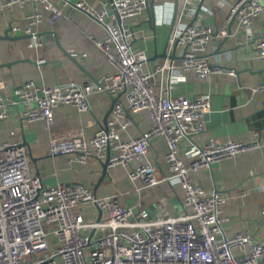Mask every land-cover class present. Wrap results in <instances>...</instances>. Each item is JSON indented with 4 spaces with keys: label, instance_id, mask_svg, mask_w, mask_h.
<instances>
[{
    "label": "built area",
    "instance_id": "2783aa9c",
    "mask_svg": "<svg viewBox=\"0 0 264 264\" xmlns=\"http://www.w3.org/2000/svg\"><path fill=\"white\" fill-rule=\"evenodd\" d=\"M27 2L41 3L48 11L47 19L55 25L64 15V6L84 8L102 22L106 38L91 36L107 55L115 70L97 80H69L65 84H39L28 79L15 87V94L25 105L29 122L40 120L50 128L55 109L61 103H71L81 111L90 108L88 96L95 90H122L127 104L117 101L106 127L92 135L81 133L52 136L49 150L66 155L69 161L88 163L93 158L108 159L109 166L126 168L142 160L154 137L163 135L169 150L164 161L166 172L159 164L141 161L127 169L129 177L140 181L137 188L155 186L161 182H179L184 190L182 209L167 215L151 216L137 204L121 201L118 194L100 197L84 182H59L48 185L31 169V152L27 144L18 141L0 142V264H264V239L254 237L249 230L228 235L224 223L229 217L222 206L228 191L211 190L194 182L192 172L209 167L226 158L263 146L257 130L250 140L230 138L224 141L210 138L189 149L192 159L179 157L180 140L189 133L204 129V118L211 110V93L171 97L173 84L165 88V74L181 79L182 71H194L201 77L216 73L235 75L233 67L223 66L209 58L207 44L215 36L226 35L207 23L179 22L170 38L181 49L180 64L165 60L153 69L146 68L148 54L136 49L132 32L123 21L146 8L147 0H110L109 6L97 8L85 0H6L2 7ZM74 2V3H72ZM193 0H184L181 16L195 18ZM264 15V0H236L230 7L228 20L250 26L256 16ZM42 13L35 8L27 15V24L12 29L29 34V45L41 48L44 41L34 26ZM119 19L122 23H119ZM264 56V38L257 41ZM38 63L47 57L39 56ZM159 78L160 89L153 83ZM6 76L0 75V118L10 115L17 100L7 98L2 90ZM264 92V80L253 87ZM149 111L151 125L139 135L125 139L121 130L134 123L132 114ZM91 203L102 210L101 218L87 220L80 205ZM93 232V233H92Z\"/></svg>",
    "mask_w": 264,
    "mask_h": 264
},
{
    "label": "crops",
    "instance_id": "0c3cea01",
    "mask_svg": "<svg viewBox=\"0 0 264 264\" xmlns=\"http://www.w3.org/2000/svg\"><path fill=\"white\" fill-rule=\"evenodd\" d=\"M89 5L101 8L110 5V0H85ZM154 2L155 16L149 23L147 9L138 15L124 18L127 31L132 32L136 49H144L148 60L144 66L153 69L157 63L170 60L163 56L176 25L180 22L211 24L215 30L228 34L230 20L228 14L236 0H193L200 11L196 18L181 16L184 0H150ZM6 0H0V33L11 28L14 38H0V75L6 76L3 94L17 100L10 108L8 118H0V142H21L29 146L31 169L48 185L59 182H84L100 197L118 194L121 201L137 204L143 208L154 204L155 215H167L182 209L184 190L179 182H161L155 186L141 188L140 181L134 182L127 169L144 160L156 162L159 169L166 172L164 157L169 146L163 135L153 138L147 155L142 160L132 162L128 168L122 165L109 166L107 175L101 180L102 160L93 158L88 163L69 161L66 155L52 154L49 142L52 136H70L81 133L83 137L92 135L103 127L104 118L112 105L113 98L127 104V93L122 90H95L89 94L90 108L81 111L71 103H61L55 109L54 122L50 128L42 121L29 122L25 115V105L15 94V87L30 78L39 84H65L69 80H97L111 73L115 66L107 55L95 44L91 36L101 39L108 36L102 22L73 4L64 6V15L55 25L47 19L48 11L41 3L27 2L12 7H2ZM62 4V0H57ZM35 8L42 18L34 26L41 35L44 45L36 48L29 45L30 37L23 31L12 29V25L24 27L27 15ZM175 21V23H174ZM215 36L207 44L206 53L213 61L217 58L225 67L235 68L236 74L216 73L201 77L194 71H182L181 79L165 74V88L173 84L171 97L194 96L200 92L211 93V110L204 118V129L189 133L179 142L178 154L185 162L192 159L189 149L200 146L210 138L224 141L242 138L250 141L258 130L264 143V92L253 87L264 80V56L257 49V41L264 38V15L256 16L250 26L234 21L232 34ZM238 42L249 43L235 49ZM47 57L45 63H38L39 56ZM177 55H181L178 48ZM181 58L174 64H180ZM154 85L160 89L159 78ZM112 113V112H111ZM111 113L108 117H111ZM134 123L121 130L123 138L139 135L151 125L149 111L132 114ZM195 183L211 190L218 188L228 191L230 196L222 206V213L229 219L224 223L228 235L239 230H249L256 238L264 239V144L262 147L239 153L223 159L209 167H200L192 172ZM85 219L97 218L93 204L78 207Z\"/></svg>",
    "mask_w": 264,
    "mask_h": 264
},
{
    "label": "water",
    "instance_id": "95a60500",
    "mask_svg": "<svg viewBox=\"0 0 264 264\" xmlns=\"http://www.w3.org/2000/svg\"><path fill=\"white\" fill-rule=\"evenodd\" d=\"M74 3V2H72ZM85 12H87L89 15H91L93 18L97 19L96 16H94L93 14H91L90 12H88L86 9L84 8H80V7H77ZM146 9H147V12H148V15H149V19H148V22L149 23H153L154 21V16H155V8H154V2L153 1H150V0H147V3H146ZM200 11V7L197 9V12H196V16L197 14L199 13ZM195 16V18H196ZM98 20V19H97ZM235 19H231L230 20V23H229V27H228V34L225 36L224 40H227L229 35L232 34V24L234 23ZM194 21H192L191 23H193ZM119 23L121 24L122 23V20L119 19ZM175 23V21H174ZM10 30L11 28H8V29H5L3 33H0V38H14L13 36H11L10 34ZM28 37H31L29 34H27ZM244 45H249V43H242V42H238L237 45L234 47L235 49H240V48H243ZM167 46H171L172 47V52H168L167 51V48L166 50L164 51V54L163 56H166V57H169L171 63H174V60L175 59H179V58H182L183 55L181 54L180 56L177 55V50H178V45H177V41H175L172 45H171V42H170V38L167 42ZM118 101V99L115 97L113 98V101H112V105H111V108L109 109V111L106 113L105 115V118H104V124L103 126L106 127L107 125V122H108V117L110 115V113L112 112L113 110V107L115 105V103ZM102 166H103V169H102V175L100 177V180L101 181L108 173V169H109V164H108V159H105V160H102ZM146 210L148 212L149 215L151 216H157L155 215V207H154V204H150L146 207ZM101 215H102V210L99 209V215H98V219L101 218ZM93 233V232H92Z\"/></svg>",
    "mask_w": 264,
    "mask_h": 264
}]
</instances>
